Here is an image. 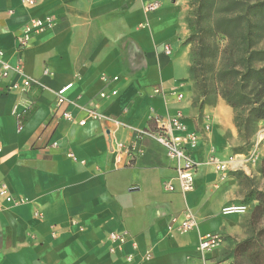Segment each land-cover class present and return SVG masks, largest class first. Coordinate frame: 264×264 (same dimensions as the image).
<instances>
[{"label":"crops","instance_id":"0c3cea01","mask_svg":"<svg viewBox=\"0 0 264 264\" xmlns=\"http://www.w3.org/2000/svg\"><path fill=\"white\" fill-rule=\"evenodd\" d=\"M160 1L145 15L141 0H0L2 59L21 62L45 85L25 94L32 105L18 129L11 110L24 97L11 86L20 77L11 72L0 79V181L17 200L0 199V264H230L224 252L242 236L245 215L221 209L244 204V193L235 171L217 166L234 153V109L219 94H202L190 76L186 2ZM47 15L53 23L18 51L14 38L21 26ZM102 73L118 80L105 84ZM70 82L66 95L75 104L56 109L55 91ZM155 87L163 95H153ZM111 89L116 95L99 97ZM91 104L136 127H153L152 111H180L197 133L194 189L164 188L175 175L174 162L151 139L140 142L143 155L118 162L114 143L129 142L133 133L96 120L79 125ZM64 108L73 120L62 117ZM186 207L198 229H169L170 218ZM113 232L130 240L117 248L109 239ZM204 232H219L223 241L201 256Z\"/></svg>","mask_w":264,"mask_h":264},{"label":"built area","instance_id":"2783aa9c","mask_svg":"<svg viewBox=\"0 0 264 264\" xmlns=\"http://www.w3.org/2000/svg\"><path fill=\"white\" fill-rule=\"evenodd\" d=\"M28 3H32L33 0H24ZM142 10L145 15L157 10L161 6L160 0H141ZM53 23V17L47 15L44 17H32L28 19L20 28L19 32L15 34V46L18 51L27 47L29 40L33 34H37L46 30ZM147 22L143 21L139 24L140 27L146 26ZM163 51L170 53V47L164 45ZM16 73L20 80L14 82L11 89L16 90L22 94L24 98L20 103H14L11 114L16 117L18 129L22 128L23 115L31 107L32 100L25 96L34 87L45 88L43 82L36 77L28 75L23 68L21 62H17L14 65L2 59V51H0V79L5 78L9 73ZM44 74H50L49 68L44 69ZM100 79L103 83L116 82L117 76H109L106 73L100 75ZM72 83L60 87L55 91L56 97V109L63 108L70 104L74 105L75 102L67 98V91L71 88ZM117 90L111 89L109 92L101 90L99 92L100 98H107L109 96L116 95ZM153 95H163L161 87H155L153 89ZM178 97H181L178 94ZM21 106V110H19ZM57 111V110H56ZM84 116L81 117L77 123L84 125L88 121L96 120L105 124H110L114 128L126 127L133 133L129 142L124 143L116 141L114 143V150L116 152V160L123 164H129L136 156L143 155L144 150L140 146V142L143 139H151L158 143L164 150L169 159L174 162L175 175L164 183V188L167 191H176L185 194L194 189L195 173L198 163L192 157V150L197 144V133L188 130L183 115L180 111H177L174 115H159L155 112H150L149 119L153 122V127H136L129 123L120 120L117 117L106 114L98 110L94 105H90L84 108ZM62 117L66 120H73V116L69 110L62 111ZM56 144V143H54ZM68 156L75 159L72 153H68ZM127 158L126 160H123ZM255 154L243 155L233 153L224 161H218V169L221 171L238 169H247L248 164L256 160ZM174 180V181H173ZM0 199L8 203H17V200L10 191L8 185L4 181H0ZM247 211L246 204H229L222 207V214H234L245 213ZM199 227V221L196 214L186 207L180 214L175 215L169 220V229L175 230L181 233H185L192 230H197ZM109 239L117 244V248H120L130 239L124 233H110ZM223 241V236L219 232H204L199 233L197 250L203 256L210 249L218 246ZM133 250L136 249V243L131 240ZM115 247H111L110 251H115ZM133 253L127 254V259H131ZM150 254L147 253L144 258L147 259Z\"/></svg>","mask_w":264,"mask_h":264},{"label":"rangeland","instance_id":"374dc122","mask_svg":"<svg viewBox=\"0 0 264 264\" xmlns=\"http://www.w3.org/2000/svg\"><path fill=\"white\" fill-rule=\"evenodd\" d=\"M187 4V13L185 21L188 27V36L191 33L192 21L196 18L197 9L200 13V21L206 28V36L208 42L214 45V54L209 56L204 62L203 71L198 69L194 72L191 71L192 57H191V44L189 45V59H190V76L197 77L196 84L201 91V84L205 85V94L216 95L223 87V83L218 79L217 73L219 69L224 66L225 61L231 57L235 58L236 53L228 55L224 53V48L227 40L224 35L216 33L210 29L212 23L221 16L232 15L236 11H242L243 7L239 3L245 1L253 3L260 0H235L238 4L231 6L233 0H184ZM234 1V3H235ZM201 11V12H200ZM258 19V18H254ZM210 29V30H209ZM187 36V37H188ZM187 39V38H186ZM256 47L264 48V33L257 39ZM198 68V64H194ZM257 65H260L258 63ZM202 74V76H200ZM204 78L203 80H201ZM247 114L244 108H237L234 110V118L242 126H237L238 134L234 139L232 151L236 154H255L256 160L248 164L247 172L244 169H238L233 172L238 177L243 187V203L247 205V211L244 213V226L242 236L237 237L227 247L224 252L225 256H232L230 264H264V213L261 216H256L252 219V211L258 204V195L264 192V120L250 121L247 126H243V117ZM251 237L248 246L244 247L239 243L246 238Z\"/></svg>","mask_w":264,"mask_h":264},{"label":"trees","instance_id":"16d2710c","mask_svg":"<svg viewBox=\"0 0 264 264\" xmlns=\"http://www.w3.org/2000/svg\"><path fill=\"white\" fill-rule=\"evenodd\" d=\"M234 1L231 3L233 7L238 4ZM239 5L243 7L242 11L217 18L210 29L225 36L227 44L224 53H236V57H229L217 73L218 79L223 83L219 95L234 110H246L247 114L243 117L245 127L250 121L264 120V48L256 47L257 39L264 33V0L253 3L241 1ZM199 10L197 9L196 18L190 27L191 33L186 39V43L191 44L192 72L197 69L202 72L204 62L214 54V45L208 42L207 30L200 21ZM193 79L197 81V77ZM200 87L201 93L205 94V85L201 84ZM234 122L236 126H242L235 118ZM257 199L258 204L252 211V219L264 213V192H260ZM251 240L248 237L237 247L243 245L244 250Z\"/></svg>","mask_w":264,"mask_h":264}]
</instances>
